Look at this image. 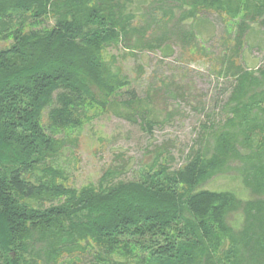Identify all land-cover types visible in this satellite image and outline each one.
Listing matches in <instances>:
<instances>
[{"label":"trees","instance_id":"trees-1","mask_svg":"<svg viewBox=\"0 0 264 264\" xmlns=\"http://www.w3.org/2000/svg\"><path fill=\"white\" fill-rule=\"evenodd\" d=\"M141 1L0 0L10 42L0 48V264H86L84 253L89 264H264V68L238 60L264 27V0H147L152 21L136 26ZM208 14L231 27L218 72L236 81L225 122L177 170L157 160L138 181L106 172L97 186L67 187L58 131L82 126L93 107L122 106L132 121L151 112L150 93L138 99L105 50L163 49L170 31L197 42ZM229 175L250 199L205 189Z\"/></svg>","mask_w":264,"mask_h":264},{"label":"rangeland","instance_id":"rangeland-1","mask_svg":"<svg viewBox=\"0 0 264 264\" xmlns=\"http://www.w3.org/2000/svg\"><path fill=\"white\" fill-rule=\"evenodd\" d=\"M149 4L151 2L145 0L135 5L137 17L133 24L149 25L151 17L144 15ZM154 15L162 29L160 20L164 17L161 13ZM53 25L51 20L38 28ZM172 25L174 23L170 27ZM229 26L230 23H224L216 14H208L197 42L185 44L180 32L170 31L163 49L126 50L121 45L106 49V61L115 60L113 69L128 78L137 98L144 99L150 93L151 112L145 119L137 117L132 121L119 115L127 112L122 106L93 107L87 111L82 126L58 131L56 136L66 141L58 161L65 170L64 184L77 190L97 186L106 172H113L110 180L114 182L138 181L157 160L177 170L186 164L194 150L202 149L207 129L223 124L228 118L227 103L236 84L234 77L218 74L224 48L231 42ZM154 32L156 36L161 34ZM148 37L153 38L151 30ZM9 43L0 40V48ZM193 43L198 52L190 51ZM238 60L247 70L264 68V27L251 38ZM170 93L176 97H171ZM127 98L121 93L117 100ZM48 118L49 110H46L43 113L45 125L49 124ZM241 184L239 177L229 175L214 179L205 189L233 190L244 199L249 198ZM45 206L50 203L46 202ZM232 220L239 226L241 215L233 216ZM81 256L82 263L89 264L92 259V255L86 253ZM64 257L63 263H70L71 257Z\"/></svg>","mask_w":264,"mask_h":264}]
</instances>
